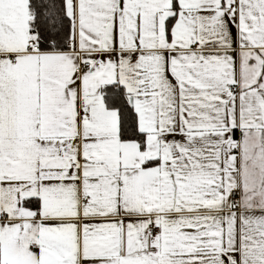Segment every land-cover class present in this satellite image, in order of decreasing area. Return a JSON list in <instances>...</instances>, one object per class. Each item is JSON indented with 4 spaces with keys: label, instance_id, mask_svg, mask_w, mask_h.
Instances as JSON below:
<instances>
[{
    "label": "snow or ice",
    "instance_id": "obj_1",
    "mask_svg": "<svg viewBox=\"0 0 264 264\" xmlns=\"http://www.w3.org/2000/svg\"><path fill=\"white\" fill-rule=\"evenodd\" d=\"M0 264H264V0H0Z\"/></svg>",
    "mask_w": 264,
    "mask_h": 264
}]
</instances>
